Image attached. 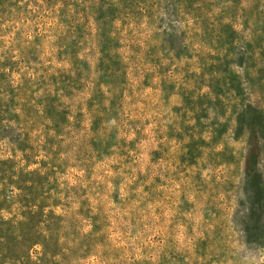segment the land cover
I'll return each instance as SVG.
<instances>
[{
    "label": "rangeland",
    "instance_id": "rangeland-1",
    "mask_svg": "<svg viewBox=\"0 0 264 264\" xmlns=\"http://www.w3.org/2000/svg\"><path fill=\"white\" fill-rule=\"evenodd\" d=\"M0 0V264H264V0Z\"/></svg>",
    "mask_w": 264,
    "mask_h": 264
},
{
    "label": "trees",
    "instance_id": "trees-1",
    "mask_svg": "<svg viewBox=\"0 0 264 264\" xmlns=\"http://www.w3.org/2000/svg\"><path fill=\"white\" fill-rule=\"evenodd\" d=\"M99 7L101 13L107 14V18L117 19L119 21H128L132 16L130 10L132 0H102Z\"/></svg>",
    "mask_w": 264,
    "mask_h": 264
}]
</instances>
